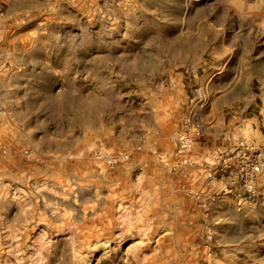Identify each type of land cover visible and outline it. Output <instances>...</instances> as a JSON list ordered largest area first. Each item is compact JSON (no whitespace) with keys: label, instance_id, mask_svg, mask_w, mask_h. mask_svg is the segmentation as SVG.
Segmentation results:
<instances>
[{"label":"rangeland","instance_id":"rangeland-1","mask_svg":"<svg viewBox=\"0 0 264 264\" xmlns=\"http://www.w3.org/2000/svg\"><path fill=\"white\" fill-rule=\"evenodd\" d=\"M0 264H264V0H0Z\"/></svg>","mask_w":264,"mask_h":264},{"label":"bare ground","instance_id":"bare-ground-1","mask_svg":"<svg viewBox=\"0 0 264 264\" xmlns=\"http://www.w3.org/2000/svg\"><path fill=\"white\" fill-rule=\"evenodd\" d=\"M186 11H187V7L184 8V9H182V13H183V14H186ZM184 16H185V15H184ZM184 18H185V17H182V18H181V22H183ZM91 236H92V235H91Z\"/></svg>","mask_w":264,"mask_h":264},{"label":"built area","instance_id":"built-area-1","mask_svg":"<svg viewBox=\"0 0 264 264\" xmlns=\"http://www.w3.org/2000/svg\"><path fill=\"white\" fill-rule=\"evenodd\" d=\"M258 170V168H256Z\"/></svg>","mask_w":264,"mask_h":264}]
</instances>
